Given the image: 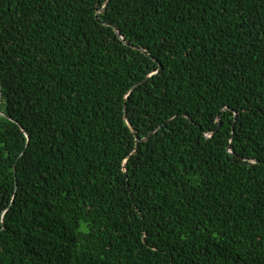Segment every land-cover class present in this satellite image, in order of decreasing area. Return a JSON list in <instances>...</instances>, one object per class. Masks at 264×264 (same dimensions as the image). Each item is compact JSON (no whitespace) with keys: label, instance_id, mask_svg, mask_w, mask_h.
I'll use <instances>...</instances> for the list:
<instances>
[{"label":"trees","instance_id":"obj_1","mask_svg":"<svg viewBox=\"0 0 264 264\" xmlns=\"http://www.w3.org/2000/svg\"><path fill=\"white\" fill-rule=\"evenodd\" d=\"M0 264H264V0H0Z\"/></svg>","mask_w":264,"mask_h":264}]
</instances>
